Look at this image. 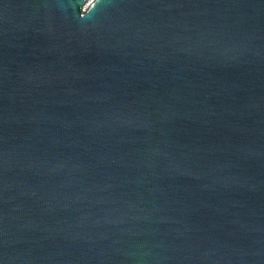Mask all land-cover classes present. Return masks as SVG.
Wrapping results in <instances>:
<instances>
[{"label": "water", "instance_id": "water-1", "mask_svg": "<svg viewBox=\"0 0 264 264\" xmlns=\"http://www.w3.org/2000/svg\"><path fill=\"white\" fill-rule=\"evenodd\" d=\"M0 264H264V0H0Z\"/></svg>", "mask_w": 264, "mask_h": 264}]
</instances>
